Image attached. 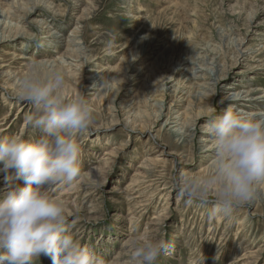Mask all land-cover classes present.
I'll list each match as a JSON object with an SVG mask.
<instances>
[{
	"label": "rangeland",
	"instance_id": "1",
	"mask_svg": "<svg viewBox=\"0 0 264 264\" xmlns=\"http://www.w3.org/2000/svg\"><path fill=\"white\" fill-rule=\"evenodd\" d=\"M8 1L0 0V38L8 37L0 44V74L11 71L19 78L30 66L45 77L62 71L66 96L82 97L95 112L90 131L78 140L82 168L86 173L96 168L100 186L88 184L81 192L87 183L82 179L71 188L48 190L51 198L65 204L69 223L75 221L72 234L81 245L105 264H126L138 235L168 242L156 264H264V202L239 207L230 217L210 218L211 205L177 200L173 185L181 170L200 175L209 170L212 160L202 153L213 147L204 127L209 108L219 115L234 105L226 102L230 95L246 97L254 91L255 99L264 97V0H80L77 5L48 0L56 14L42 10L30 17H25L30 4L18 11ZM208 55L223 81H198L209 88L198 98L200 89L187 74L206 65L201 60ZM159 77L163 82L173 77V83ZM0 79V138H39L40 132L25 124L33 106L16 100L12 82L6 76ZM159 90L166 115L160 120ZM178 90L194 102L192 108L179 103ZM262 106L264 98L250 108L234 107L249 117L264 114ZM182 114V131L163 127L168 118ZM188 125L194 128L189 132L193 139L185 143ZM161 150L167 155L153 162ZM15 184L23 186V181ZM5 186V174L0 173V196ZM258 191L264 196V188ZM38 264L52 261L42 256Z\"/></svg>",
	"mask_w": 264,
	"mask_h": 264
},
{
	"label": "clouds",
	"instance_id": "2",
	"mask_svg": "<svg viewBox=\"0 0 264 264\" xmlns=\"http://www.w3.org/2000/svg\"><path fill=\"white\" fill-rule=\"evenodd\" d=\"M62 71L42 75L36 66L16 80L14 97L33 106L25 124L40 132L37 139L0 138V173L6 186L0 196V264H105L72 234L65 204L50 197L49 189L71 188L88 178L101 180L82 168L81 143L95 119L93 107L82 97L66 96ZM204 127L210 133L214 157L206 174L181 170L173 177L177 200L188 205H211L209 216L230 217L251 204L264 188V118L244 117L214 108ZM23 181V186L15 184ZM165 239L138 235L126 264H156L168 250ZM218 259V257H217Z\"/></svg>",
	"mask_w": 264,
	"mask_h": 264
},
{
	"label": "bare ground",
	"instance_id": "3",
	"mask_svg": "<svg viewBox=\"0 0 264 264\" xmlns=\"http://www.w3.org/2000/svg\"><path fill=\"white\" fill-rule=\"evenodd\" d=\"M10 1V5L12 6V7H14L15 8V6H17L16 7V9H18V11H20L19 9H20V6H24V5H26L25 4V2L27 3V4H30L31 5V8H28L27 7V5H26V8H28V10H26L25 9V11H27V13L25 14V17H30V16H32V15H34V14H36L37 12H40L41 13V11L43 10L44 12H46V13H48V15L50 16V15H54V14H56V12L54 11V5H53V3H50L48 0V2H41V1H39V0H37V1H35V0H9ZM8 1V2H9ZM75 5H77V4H79L81 1L80 0H73L72 1ZM9 4V3H8ZM73 4V5H74ZM9 5V6H10ZM79 6H81V5H79ZM75 7H77V6H75ZM57 11V10H56ZM23 12V11H22ZM136 14V13H135ZM57 16H59V15H57ZM25 17H24V19H25ZM127 17V16H126ZM1 18H2V16H1ZM129 18V17H128ZM1 20V19H0ZM139 20V19H138ZM136 21H137V19H136ZM139 22V21H138ZM1 23V22H0ZM31 23V22H30ZM35 23V22H34ZM131 23V22H130ZM37 25H38V23H37ZM39 25H41V24H39ZM4 26V25H3ZM41 28V27H40ZM77 30H78V28H76ZM59 33V32H58ZM18 35H20V34H17V36ZM32 35V34H31ZM2 36V35H1ZM16 36V37H17ZM20 37H22V36H20ZM32 37V36H31ZM8 39V37H1L0 38V44L1 43H3V42H5L6 40ZM74 39L76 40V39H78V37H77V35H75V37H74ZM99 39H101V38H99ZM73 40V39H72ZM75 40H73V41H70V44L72 43V42H75ZM143 41V40H142ZM147 41V40H146ZM75 44V43H74ZM101 44V43H100ZM75 45H77L78 46V44H75ZM211 46V45H210ZM84 48H85V46H84ZM210 48V47H209ZM87 49V48H86ZM85 49V50H86ZM84 50V49H83ZM211 50H213V48L211 49ZM77 51H80V49L79 50H77ZM251 51V50H250ZM81 52V51H80ZM87 52V51H86ZM210 52V51H209ZM247 52H249V51H247ZM84 53V52H83ZM238 53H241V50H238ZM246 52L244 51L243 52V54H245ZM78 54H80L79 52H78ZM82 54V53H81ZM88 54V53H87ZM211 54H213V53H211ZM210 54V55H211ZM82 55H84V54H82ZM260 55H262V54H260ZM196 56V55H195ZM247 56V55H246ZM214 57V56H213ZM248 57V56H247ZM250 57V56H249ZM82 58H84V56L82 57ZM86 59H87V57H85ZM21 59V58H20ZM77 59V58H76ZM75 59V60H76ZM79 59V58H78ZM194 59H197V58H194ZM203 59V58H202ZM72 60V59H71ZM74 60V61H75ZM90 59L88 58V60H86V65L88 66L89 64H91V61H89ZM199 60V59H198ZM68 61H69V59H68ZM139 61V60H138ZM201 61H204V63H206V65L204 64L203 65V67H199V66H196V64H195V66H196V68L195 67H193V72L192 73H190V74H187V77H188V80L189 81H194V84L193 85H195L194 87L196 88V87H198L199 89H200V91H198L197 92V96H198V98L199 97H204L205 96V93H204V91H202V90H207V89H209V88H207L204 84H202V85H200L199 83H198V81H204L205 82V84H211V85H213V82H216L217 84L219 83V82H221V81H223V79L222 78H218V75H217V73H214L213 72V70H215L216 68H217V66H216V62H215V59H213V58H210L209 57V55L208 56H206L203 60H201ZM218 61V60H217ZM140 62H142L140 65H142L143 63H144V61H140ZM83 63V62H82ZM41 64V63H40ZM67 65V64H66ZM68 65H70V64H68ZM138 65H139V62H138ZM71 66H73V65H71ZM157 66V65H156ZM260 66V65H259ZM209 67H211V69H209ZM264 67V66H263ZM89 68V67H88ZM152 68V67H151ZM2 69V66H0V70ZM142 69V68H141ZM156 69V68H155ZM213 69V70H212ZM264 69V68H263ZM146 70V69H145ZM181 70V69H180ZM211 70V71H210ZM4 71V70H3ZM148 71V70H147ZM152 71V70H151ZM81 72H82V70H81ZM220 72V71H219ZM152 73V72H151ZM155 73V72H154ZM158 73V72H157ZM152 75V74H151ZM0 76H3V77H7V80H9V81H11L12 82V87L15 89V84H16V80L18 79V77H17V75L15 74V73H12L11 71H9V72H7V73H1L0 74ZM163 76V75H162ZM157 77V76H156ZM216 77H217V79H216ZM137 78H138V76H137ZM137 78H136V80H137ZM160 78V77H159ZM172 78L173 77H170V78H167V79H165L164 80V82L163 81H161V79L162 78H160V80L159 81H161V82H163V83H165V84H169V83H173V81H172ZM93 79H95V80H97L98 79V77H96V78H93ZM132 79H134V77H132ZM157 79V78H156ZM1 80V79H0ZM90 80V79H89ZM4 81V80H3ZM161 82H158L159 83V86H160V84L161 85H163ZM96 84L97 83H99L98 81L97 82H95ZM9 84V83H8ZM164 84V85H165ZM215 85V84H214ZM11 86V85H10ZM123 87H124V85H122V86H120V87H118V89H119V91H120V89L122 88L123 89ZM164 87V86H163ZM162 87V88H163ZM214 87V86H213ZM93 89H95V88H93ZM160 89V88H159ZM164 89V88H163ZM193 89V88H192ZM88 90H90V89H88ZM162 90V89H161ZM167 90V89H166ZM195 90V89H194ZM160 91V90H159ZM161 92V91H160ZM165 92V91H164ZM261 92V91H260ZM162 93V94H161ZM160 94H159V96H160V98L161 99H159V96H158V99H157V102H158V105H156L159 109V116H158V119L160 120L161 118H163V117H166V115H164V109H165V101L164 100H162V99H164L163 97H164V94H163V92H161ZM178 95H179V97L177 98L178 99V101H179V103H183V102H187L188 103V106H190V108H192V106H193V103L191 104V100H190V97H186L185 96V94L183 93V91H181V90H178ZM82 94V93H81ZM255 94H257L256 92H252L251 94L250 93H248L247 94V96L246 97H244V96H242V95H244V93H242V94H239V95H236L235 97H233L232 95H230L227 99H226V102H229V103H234V105H232L231 107H232V109H233V111H237L240 115H244L245 113H244V111H240V110H237L234 106H241V107H251V105H253V103H261V99H263L264 97H260V98H256L255 99V97H253V96H255ZM80 96V95H79ZM166 98V97H165ZM245 98H249V99H245ZM176 99V100H177ZM156 100H154V102H155ZM257 101H260V102H257ZM247 103V104H246ZM260 105V104H259ZM262 105H263V103H262ZM176 107H179V104H176ZM197 107V106H196ZM262 107H264V106H262ZM254 108V107H253ZM198 109V108H197ZM261 109V108H260ZM167 110V109H166ZM190 110V109H189ZM195 111V110H194ZM192 112V111H191ZM197 112V111H196ZM170 113V112H169ZM184 113H185V111H184ZM183 113V114H184ZM182 114V116H178L177 118L175 117V118H173V117H170V118H168L167 119V121L163 124V127L167 130V131H170L171 133L172 132H180V131H182V128H179V126H182L183 124L181 123V120L184 118V115ZM189 114V113H188ZM187 114V115H188ZM180 115V114H179ZM204 115V114H203ZM203 115H200V116H202L203 117ZM246 115V114H245ZM109 116V115H108ZM186 116V115H185ZM252 116V115H251ZM252 117H255V118H257V119H260V118H264V114L263 113H261V114H255V115H253ZM199 119H201V118H199ZM184 122V121H183ZM130 121L128 120V122H126V125L128 126V127H131L130 126ZM186 126V125H185ZM183 127H184V125H183ZM153 129V128H152ZM186 131H185V137L187 138V139H184L185 140V143H190V141L193 139V136L189 133V132H191L194 128H193V126H190V125H188L186 128ZM151 131V130H150ZM186 134H188L187 136H186ZM177 135V134H176ZM184 135V134H183ZM184 137V136H183ZM184 137V138H185ZM179 138V137H178ZM156 139H157V137L155 138V136H153L152 135V140L155 142L156 141ZM157 142V141H156ZM182 143V142H181ZM180 143V144H181ZM150 149V148H149ZM154 150H155V148H154ZM154 153V152H153ZM202 153H204L205 154V159L206 160H208V161H211L212 159H213V157H214V146L213 147H209L208 149H206V150H204V151H202ZM165 155H167L166 154V152L165 151H163V150H161L160 152H159V154H157L156 156H155V158H154V160H153V162H157V161H159L158 159H159V157H162V156H165ZM158 158V159H157ZM150 159V158H149ZM152 159V158H151ZM181 159V158H180ZM204 159V160H205ZM148 162V161H147ZM152 162V161H151ZM162 162H164V161H162ZM152 165V164H151ZM153 166V165H152ZM148 167V166H147ZM179 169V168H178ZM145 170H147V172H149L150 170L149 169H145ZM180 170V169H179ZM104 171V170H103ZM144 171V170H143ZM90 174H91V176H93V177H97V178H99V173H98V171H97V169L95 168V169H92L90 172H89ZM138 177V176H137ZM140 177V176H139ZM143 177V176H142ZM159 177V176H158ZM162 178V177H161ZM86 180H87V183H82L83 185L81 186V185H79V186H81L80 188V190H81V192L82 191H84V190H87V186H88V178L86 177L85 178ZM139 180H136L135 181V187H138V185H139ZM147 183V182H146ZM140 186V185H139ZM91 188V187H90ZM140 189V188H139ZM139 189H137V191L139 190ZM136 190V189H135ZM136 192V191H135ZM67 195V194H66ZM141 195V194H140ZM86 196V195H85ZM138 197V196H137ZM263 197L264 196H262V194H261V192L260 191H258V196H257V199H255L254 201L255 202H260V203H263L264 202V199H263ZM259 203V204H260ZM144 204V203H143ZM264 204V203H263ZM221 221V220H220ZM240 224V223H239ZM237 247V246H236ZM247 251V250H246ZM124 255V254H123ZM246 257V256H245ZM235 258V257H234ZM241 260V259H240ZM238 263V262H237ZM244 264V263H243Z\"/></svg>",
	"mask_w": 264,
	"mask_h": 264
}]
</instances>
